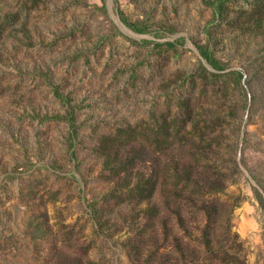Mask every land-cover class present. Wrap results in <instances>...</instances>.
I'll use <instances>...</instances> for the list:
<instances>
[{
	"label": "rangeland",
	"instance_id": "1",
	"mask_svg": "<svg viewBox=\"0 0 264 264\" xmlns=\"http://www.w3.org/2000/svg\"><path fill=\"white\" fill-rule=\"evenodd\" d=\"M20 3L0 0V14ZM102 5L40 0L21 19L30 37L20 23L0 34V264H62L80 255L87 264H136L129 237L142 224L139 209L158 199L94 216L92 204L113 185L95 141L118 125L150 121L179 99H188L194 118L224 119L205 149L211 173L227 181L220 215L232 218L247 264H264V211L254 190L264 199V33L210 24L212 9L202 0H106V12ZM120 11L151 32L129 28ZM155 22L174 30H157ZM207 25L216 57L243 71L242 88L211 87L197 75L201 63L212 70L196 46L207 40ZM70 112L76 133L55 116Z\"/></svg>",
	"mask_w": 264,
	"mask_h": 264
},
{
	"label": "trees",
	"instance_id": "2",
	"mask_svg": "<svg viewBox=\"0 0 264 264\" xmlns=\"http://www.w3.org/2000/svg\"><path fill=\"white\" fill-rule=\"evenodd\" d=\"M39 1L21 0L17 11L0 14V34L8 28L14 31L20 23L24 36L30 37L27 21L21 19L23 13L29 12ZM102 1L103 5L99 8L106 12V0ZM202 1L212 9L210 24H225L243 33H264V0H246L250 5L245 8H236L233 3L235 0ZM120 18L137 33L152 30V25L146 21L132 19L123 11H120ZM153 25L157 30H174L173 26L165 27L166 23L155 22ZM206 27L207 40L204 43L196 41V46L212 70L201 63V72L197 75L204 80L205 85L211 87L221 84L228 89L233 84L236 89L242 88L243 71L231 68L229 63L216 57L211 29L209 25ZM161 35V32L157 33V36ZM145 41L153 43L155 48L164 45L176 48V44L170 41ZM188 77L196 84L195 73ZM56 94L62 100L66 99L62 93ZM256 99L253 95L252 100ZM72 115L70 112L69 116H55L67 120L76 133ZM151 118L150 121L136 124L118 125L113 132L102 134L96 139L95 151L102 158L106 177L113 181V185L102 195L99 206L97 203L92 204V214L99 218L108 207L112 206L109 209L112 210L125 202L140 205L157 197L154 204L141 207L136 217L142 224L136 235L129 237V252L133 262L247 264L246 249L239 233L234 230L232 218L220 215L223 204L219 193L227 181L224 173H211L212 167L205 150L217 139L212 137L213 130L224 119L194 118L188 99H179L174 107L168 104L166 111L154 113ZM43 119L49 118L44 116ZM72 140L71 135V144ZM201 166L208 173L206 177L199 170ZM258 182L261 184L259 179ZM254 190L264 211L262 193L256 188ZM164 211L167 214L162 213ZM262 227L264 239V222ZM134 250L136 257L131 253ZM83 258L82 255L68 258L62 264L89 263Z\"/></svg>",
	"mask_w": 264,
	"mask_h": 264
},
{
	"label": "bare ground",
	"instance_id": "3",
	"mask_svg": "<svg viewBox=\"0 0 264 264\" xmlns=\"http://www.w3.org/2000/svg\"><path fill=\"white\" fill-rule=\"evenodd\" d=\"M126 30V29H125Z\"/></svg>",
	"mask_w": 264,
	"mask_h": 264
}]
</instances>
